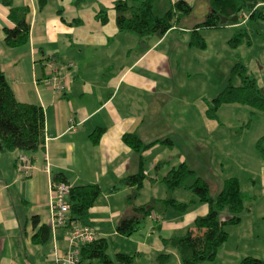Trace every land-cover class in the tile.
<instances>
[{
    "label": "crops",
    "instance_id": "1",
    "mask_svg": "<svg viewBox=\"0 0 264 264\" xmlns=\"http://www.w3.org/2000/svg\"><path fill=\"white\" fill-rule=\"evenodd\" d=\"M113 1L84 0L76 4V0H46L42 6L39 0H13L14 7L26 11L30 35L27 44L12 48L5 44L4 29L15 28L21 15L12 18L9 6L0 0V65L19 101L43 107L46 129L44 146L36 151L15 150L6 158L5 151L0 150V264H52L55 252L64 254L68 250L67 229L56 228L52 218L51 182L57 179L72 186H100L101 194L87 221L99 238L107 239L112 258L125 252L134 255L133 264H159L157 256L167 253L171 257L166 264H182L177 249L165 245L163 239L185 234L209 207L192 201L194 194L186 188L169 192L161 179L181 162L206 178L213 169L212 156L216 158L211 145L219 153V161L227 159L231 168L230 174H218L216 193L226 178L237 177L242 189L253 197L241 221L226 225L229 237L214 263L239 264L245 256L264 259V156L258 148L264 136V112H259L255 122L250 118L246 130L251 132L247 135L242 133L243 126L238 130L241 117L223 115L230 121L229 133H225L218 119L208 120L204 114L205 100L221 90L211 89L208 82L206 92L212 97H206L205 91L197 94L196 88L191 91V100L187 97L191 77L183 75L182 62L188 68L199 55L195 51L204 53L208 49L207 45L199 49L190 44L191 28L182 23L192 13L180 27L152 35L142 51L138 35L118 30L117 13L111 9ZM185 1L194 8L202 0ZM158 2L162 9L169 6L168 0ZM198 4L197 17L191 24L203 22L211 12L209 0ZM101 8H108L107 23L96 16ZM247 22L241 19L236 24ZM234 27L227 22L220 28ZM173 33L177 34L170 37ZM50 59L62 68L59 77L67 86L63 91L50 82ZM172 94L176 97L170 99ZM173 100L179 102L176 109L172 108ZM227 105L231 104L220 110L226 111ZM99 129H103L102 135L94 143L90 136ZM237 130L239 134L235 135L233 131ZM125 133H136L146 144L171 139V135L193 136L200 149L193 155L190 152V156L174 154L172 140L171 145L159 142L139 153L124 143ZM152 151L155 155L146 160ZM21 155L33 164L29 175L16 168ZM142 157L149 179L136 191L121 180L140 171ZM159 162L162 165L156 168ZM240 174L244 175L245 185ZM167 198L191 203L186 211H179L154 201ZM149 202L156 208L140 218L138 230L130 236L119 233L118 224L133 216V207ZM34 220H38L37 225ZM42 225L50 228L49 239L38 244L33 237ZM83 262L97 264L96 260Z\"/></svg>",
    "mask_w": 264,
    "mask_h": 264
},
{
    "label": "trees",
    "instance_id": "2",
    "mask_svg": "<svg viewBox=\"0 0 264 264\" xmlns=\"http://www.w3.org/2000/svg\"><path fill=\"white\" fill-rule=\"evenodd\" d=\"M39 1L43 6L46 0ZM83 1L76 0V4ZM168 1V8L162 9L158 0H114L111 9L117 13L118 30L138 35L140 37V50H145L152 35L165 34L174 27H180L181 21L193 11V6L185 0ZM209 1L211 12L208 17L191 28L190 44L199 49H205L207 45L202 30L216 29L225 25L220 24L221 16L229 18L238 16L235 23H238L242 16L248 21L264 20V0ZM2 2L9 6V15L12 18L16 19V15H21L19 19H16L15 28L4 29L6 46L14 48L27 44L29 42L30 24L26 21L25 9L14 7L13 0H2ZM96 16L102 23H107L108 8H101ZM244 41L249 42L248 33L246 30L239 29L229 43L231 46H236ZM237 81L238 83H236ZM232 103L247 105L255 111L264 112V88L257 83L254 77L248 74L247 66L240 59L231 67L227 86L214 98L205 100V117L208 120L219 119L220 107ZM102 132L103 129H99L90 136L94 143L99 141ZM45 133L43 107L38 104L19 101L0 65V150L36 151L44 146ZM123 141L139 153H143L147 148L159 142L167 145L173 143L172 139L164 138L146 144L136 133H125ZM263 142L264 136L258 141V148L264 156ZM144 163L145 159L142 157L140 171L123 178L121 180L123 184L134 187L136 191L141 190L146 180L149 179L148 173L144 169ZM161 165L162 163H157L156 168ZM24 175H29V173ZM161 182L169 192H174L180 188L190 190L194 194L192 201L205 203L209 207L207 214L196 217L193 226L185 234L163 239L164 244L177 249L182 264H202L214 261L220 248L228 240L229 234L226 225L238 224L241 221L242 217L249 211L253 197L242 189L241 182L237 177L226 178L217 195L213 197L207 179L199 175L197 171L192 170L185 162L173 166L163 176ZM100 194L101 189L98 184L72 186L68 198L71 208L69 220L87 224L90 210ZM154 201L155 203L161 202L173 206L179 211H186L191 203L180 202L173 198ZM155 208L156 205L151 202L134 206L133 216L123 219L118 224V232L122 235H132L138 230L140 218L146 217ZM35 219L37 218L35 217ZM37 223L38 220H34V225ZM49 229L48 226L42 225L34 235L33 241L38 244L46 242L49 239ZM108 247L107 239L99 238L82 247V260H96L97 264L134 263V255L125 252H118L112 258L108 254ZM170 257V254L161 253L156 260L159 264H166ZM239 264H264V259L245 256Z\"/></svg>",
    "mask_w": 264,
    "mask_h": 264
},
{
    "label": "rangeland",
    "instance_id": "3",
    "mask_svg": "<svg viewBox=\"0 0 264 264\" xmlns=\"http://www.w3.org/2000/svg\"><path fill=\"white\" fill-rule=\"evenodd\" d=\"M91 2V0H89ZM203 1V0H202ZM202 1H198L195 7L193 8L192 14L187 18V21L182 23V25H185L189 28H192L194 25V22L191 24L192 21H195L197 15L196 10H199L200 5L198 3H202ZM242 16V15H241ZM241 19H246L244 16H242ZM202 22V21H201ZM200 23V22H199ZM230 24H234L236 27L233 29L229 28H219V29H204L202 34L204 35V38L206 40L208 49L206 52L202 51H195L198 52L199 55H196L194 57L195 61L194 64L191 63L189 67H186V62H182L183 68V75H189V92L187 93V97L189 100H191L193 94L191 91H194L196 88L197 94H201L205 91L206 97H212V95H208L206 92V86L209 82L211 84V89L219 91L223 90L227 86V80L230 75V68L232 64H230L232 61H234V51H236L235 57L236 61L240 58L243 60V63L248 68V74L252 75L258 84L263 87L264 83V20L257 19V20H249L245 24H236L235 22H231ZM241 30H246L249 37V42L244 41L243 43L231 46L228 44V39L232 38L236 32ZM230 32V34H229ZM179 33V30L177 31ZM170 34V37H173L175 34ZM225 53V54H224ZM240 56V58H239ZM238 58V59H237ZM190 62V61H189ZM220 64L219 66H217ZM231 65V66H230ZM196 73H201L200 75H196ZM251 76V77H252ZM168 87L171 86V83L168 82ZM238 83V81L236 82ZM185 81H184V83ZM193 84L195 86H193ZM221 88V89H220ZM173 93V92H172ZM170 97V96H169ZM176 97L175 94H172L171 98ZM196 98V97H195ZM171 105L173 109H176L179 106V102L176 100L171 101ZM182 105V103L180 104ZM227 110L224 111L223 109L218 111L219 116V122L221 124V127H224L225 133L228 131L227 124L230 121H227L226 117H231V115H237L241 121L239 122L238 130H240L243 126V135H247L248 132L246 128L248 124L250 123V118L252 119V122L257 119L260 114L258 111L253 110V108L243 105V104H234L227 105ZM180 111V110H179ZM255 112L256 115L252 116L251 113ZM236 116V117H237ZM235 118V117H234ZM219 125V124H218ZM248 129V128H247ZM233 131V133L236 135L239 134V132ZM205 131H208V128H205ZM213 128H212V134H213ZM229 133V132H227ZM171 138L174 143V149L173 153H183V155L190 156V152H192L191 155L195 154L197 151H199L200 147L197 145L196 138L193 136H177V135H171ZM204 140H206V134H203ZM204 145H206L204 143ZM168 152H171L170 149H165ZM211 152L213 160H211L210 165H213V169L208 171V176L206 177L207 181L210 183L211 186V195L215 197L217 195L216 193V179L217 177L224 171V175L231 173V168L229 165V162L227 159H222L219 161V158L217 156L219 153L217 152L215 146L211 145ZM254 152L256 155H258L257 151L254 149ZM6 158L9 156V154H12L11 151H5ZM155 155V151H152L151 153H147L146 160L151 159ZM160 155V154H158ZM207 156V153H206ZM164 157V156H163ZM165 159V158H164ZM227 161V162H226ZM226 162V163H225ZM255 168V166H254ZM219 174V175H218ZM242 178V183L245 185V178L243 174H240ZM162 186H164L162 184ZM184 192V190H181ZM180 191V192H181ZM176 194H179V191L176 192ZM193 224H191V227ZM259 233V232H257ZM258 257V256H256ZM261 258V257H260ZM218 262V259L211 262H204L202 264H221V263H214Z\"/></svg>",
    "mask_w": 264,
    "mask_h": 264
},
{
    "label": "built area",
    "instance_id": "4",
    "mask_svg": "<svg viewBox=\"0 0 264 264\" xmlns=\"http://www.w3.org/2000/svg\"><path fill=\"white\" fill-rule=\"evenodd\" d=\"M48 66L52 69L50 82L58 91H63L67 86L60 80L59 73L62 68L54 61H49ZM33 168V164L25 156L18 158L17 169L22 174H27ZM49 171V168L47 167ZM72 185L63 180L51 182V208L54 226L56 228H67L68 250L64 254L55 252V259L52 264H84L82 260V247L99 239L95 227L90 224L75 223L69 220L70 204L68 203Z\"/></svg>",
    "mask_w": 264,
    "mask_h": 264
},
{
    "label": "water",
    "instance_id": "5",
    "mask_svg": "<svg viewBox=\"0 0 264 264\" xmlns=\"http://www.w3.org/2000/svg\"><path fill=\"white\" fill-rule=\"evenodd\" d=\"M238 16H233L232 18L221 16L220 24H226L227 22H237Z\"/></svg>",
    "mask_w": 264,
    "mask_h": 264
}]
</instances>
